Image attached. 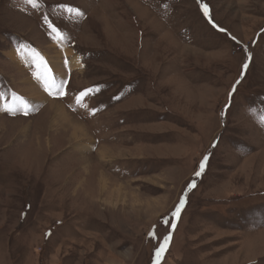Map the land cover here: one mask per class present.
<instances>
[{
    "label": "rangeland",
    "instance_id": "1",
    "mask_svg": "<svg viewBox=\"0 0 264 264\" xmlns=\"http://www.w3.org/2000/svg\"><path fill=\"white\" fill-rule=\"evenodd\" d=\"M262 117L264 0H0V264H264Z\"/></svg>",
    "mask_w": 264,
    "mask_h": 264
},
{
    "label": "snow or ice",
    "instance_id": "2",
    "mask_svg": "<svg viewBox=\"0 0 264 264\" xmlns=\"http://www.w3.org/2000/svg\"><path fill=\"white\" fill-rule=\"evenodd\" d=\"M27 2L31 5H33V7H36L38 6V0H27ZM68 11H73V9L71 8H68ZM76 11H79L78 9ZM204 13L205 15L207 16L208 15V9H207V6L204 5ZM52 26V25H50ZM53 30L54 31H59L58 29H56L55 27H53ZM220 31H226L225 29H220ZM244 68H247V63H245L243 65ZM46 90H50L48 89L47 85H46ZM98 91V89H96ZM92 89H87L84 93H81V95H87L89 92H91ZM7 111H12V109H6ZM25 115H27V112L25 111L24 113ZM262 122H264V117H262ZM208 157L205 156L204 159L200 162V165H199V170L195 172V176L199 177L202 172L204 171V168H205V163L207 161ZM195 186V181H192L189 185H188V188L191 189ZM185 204V199L182 197L179 204L176 206L175 208V211L172 213V215L174 217H178V214L180 213L182 207L184 206ZM165 224H168V221L165 220L164 221ZM172 229H175V224L173 223L171 225ZM149 235H155L154 233H149ZM170 238H171V233H169L167 236L164 237L163 239V243L161 244V246L159 248L156 249V255L157 257L159 258L161 253L166 249V246L167 244L169 243L170 241ZM155 264H158V260L155 262Z\"/></svg>",
    "mask_w": 264,
    "mask_h": 264
},
{
    "label": "bare ground",
    "instance_id": "3",
    "mask_svg": "<svg viewBox=\"0 0 264 264\" xmlns=\"http://www.w3.org/2000/svg\"><path fill=\"white\" fill-rule=\"evenodd\" d=\"M23 50V51H22ZM20 52V54L17 55L19 62H23V60L26 58H30L31 54H34L32 50H30L29 48H23ZM66 53V51H65ZM68 54H71L70 50H67ZM74 55L71 54V60L68 64V66H70V68L72 67H78L80 62H79V58L78 57H73ZM73 57V58H72ZM67 68L69 67H63V70H67ZM65 72V71H64ZM45 81V80H44Z\"/></svg>",
    "mask_w": 264,
    "mask_h": 264
},
{
    "label": "crops",
    "instance_id": "4",
    "mask_svg": "<svg viewBox=\"0 0 264 264\" xmlns=\"http://www.w3.org/2000/svg\"><path fill=\"white\" fill-rule=\"evenodd\" d=\"M68 49H70V48H68ZM74 54L79 58L80 65L82 66L83 65V60H84L83 55L81 53H79V52H75ZM80 65H79V67H80Z\"/></svg>",
    "mask_w": 264,
    "mask_h": 264
}]
</instances>
